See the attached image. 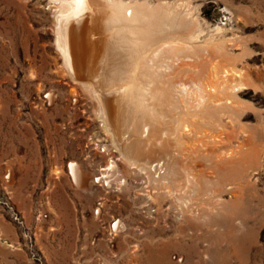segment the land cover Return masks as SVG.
<instances>
[{"label": "rangeland", "instance_id": "obj_1", "mask_svg": "<svg viewBox=\"0 0 264 264\" xmlns=\"http://www.w3.org/2000/svg\"><path fill=\"white\" fill-rule=\"evenodd\" d=\"M127 1L154 5L161 35L176 32L185 40L196 31L199 50L197 62L181 58L164 69L166 77L156 81L164 91L152 83L159 99L149 101L162 115L150 141L134 131L141 123L134 121L136 105L113 102L121 112L115 130L126 140L123 152L98 115L97 99L79 82L84 78L72 79L63 66L55 46L57 3L0 0V264H264V0ZM102 37L103 53L112 39ZM213 65L241 74L244 88L232 104H218L213 100L222 93L208 92ZM95 67L109 75L100 61ZM174 102L185 108L173 110ZM178 111L196 132L206 126L223 140L192 132L177 144L171 125ZM164 130L167 148L157 149ZM129 158L166 161L172 184L159 187L151 181L157 174ZM111 161L115 167L107 170ZM183 203L194 212L182 211Z\"/></svg>", "mask_w": 264, "mask_h": 264}, {"label": "bare ground", "instance_id": "obj_2", "mask_svg": "<svg viewBox=\"0 0 264 264\" xmlns=\"http://www.w3.org/2000/svg\"><path fill=\"white\" fill-rule=\"evenodd\" d=\"M54 1L57 3L56 4V13H55V24H56V26H55L56 27V29H55L56 30V36H55L56 37L55 38V41H56L55 44L56 45L55 46L57 47L56 49H58V52H60V54L62 56L63 64H64L63 66H65L66 71L70 74L72 79L74 78V79H76V81H79L78 79L84 78L82 81H79V82L83 85V88L85 87L97 99L98 105H99V114L98 115L101 117V119L103 121V125L107 128L106 130L111 131L116 136L115 138L117 139L118 143L116 141H114V142L117 143V145H119L118 149L123 150V152L125 151V149L127 151V148H126L127 144L124 143V142H126V140H125L126 138L124 139L125 140L124 142L120 141L121 139L119 140V137L117 135L118 132H117V130H115V121L117 120V117L120 116L121 112H120V109L117 110V108L114 107L113 102H117L118 105H120L119 103H133L136 105V109L139 113H138V115H136L134 121H137L138 119H140L141 123L136 125V128L134 131H136V133H138L139 135H142L143 137L148 138L150 136L149 134H150V130H151L152 125L158 124V121L161 120L160 115H162L161 114L162 111L159 112V110L157 109L158 106L156 107L157 104L155 105L154 102L152 104L149 101V99H151V101L157 100V98L159 96L157 90L154 91V90H152L153 88L151 89L152 83H155L156 81H158V78H161V76H163L164 69L166 70V68H168L170 65L172 66L171 63H173L177 60H180L181 58H184V59L188 58L190 60L188 62H191V64L197 62L198 58H196L197 57L196 54L198 53V51L196 53L195 48H197L198 46L195 47L196 46L195 43H196L197 36H199V35L198 34L196 35V31L190 32L187 35V38L185 40L181 37V34H179L180 37L178 35L175 36L174 34L176 32L175 33H169V34L164 33L161 35V31H164L165 29L162 30V29L157 28L158 27V24H157L158 13L156 12V8L154 7V5H151V3L149 1H145V2H140V1L134 2V1H127V0H54ZM174 3H172V4L174 5ZM167 4L169 5L170 3L167 2ZM175 8H177V5L175 6ZM161 10H162V8H161ZM178 24L179 23H177V25ZM182 24H184V23H182ZM103 34H107V35L109 34L112 41L109 42L110 47H108L109 45L106 46L108 43L104 45L105 46L104 47L105 52L102 53V52H100L101 48H100V46H98V43L99 42L102 43V41H103L102 35ZM169 35H172V36H169ZM197 44H199V43L197 42ZM206 45H207V43L205 44V46ZM208 47H209V45H208ZM199 48H200V46H199ZM100 53H102V54H100ZM199 54H200V52H199ZM97 56H100V58H99L100 60H98ZM96 61H100L103 64V66H105L109 69V75H104V74H101L100 72L97 73V70L99 68L97 70L95 69L96 68L95 67ZM181 61H182V59H181ZM213 66H214L213 70H211V68H210L209 70H211V73L208 74L210 82L206 84L207 88L209 89L208 92L212 93L213 97H214L213 93H218V92L222 93L223 97L219 98V99L214 98L215 99V100H213L214 102H216L218 104H222V105L232 104L233 101H235L234 98L237 96L236 92L239 91L240 89L244 88V84L239 79L241 74L238 73L237 71H235V69H233V68L227 69V66H225V68H223L224 66H222L221 68L218 65L216 67H215V65H213ZM101 67H102V65H101ZM101 72H102V70H101ZM165 72H167V70ZM105 74H106V72H105ZM206 75L207 74H205V76ZM106 76H108V77H106ZM105 78L109 79V82L105 83V81L103 80ZM167 80L165 81L166 83H167ZM163 81H161V82H163ZM196 81H198V80H196ZM205 81H206V78H205ZM207 82H208V80H207ZM158 83H160V82H158ZM166 83H164V84L166 85ZM172 83H173V81H172ZM161 85H162V83H161ZM161 85L158 84L156 86L157 89H158V86H160L159 89L163 90V88H161ZM182 85H184V84H182ZM185 85H186V83H185ZM166 86L168 88V84ZM178 86H180V85H178ZM202 86H204V85H202ZM177 87H175V88H177ZM170 88H168V89L170 90ZM189 89H191V88L189 87ZM169 90H168V92H169ZM177 90H180V89H177ZM177 90H175V91H177ZM184 90H182V91L185 93L186 91H184ZM172 91L174 92V90H172ZM188 91L189 90L187 89V92ZM168 92L165 95H167ZM173 92L171 93V91H170V94H174ZM180 92L178 93V95L181 94ZM184 93L182 95H184ZM190 93L192 96V91ZM186 94L187 93H185V95ZM205 94H207V96H208L209 93H205ZM161 95H162V93H161ZM175 95H177V93ZM185 95H184V97H185ZM189 95L187 94L186 99ZM196 95H198V94H196ZM198 96H200V95H198ZM174 97H176V96H174ZM195 97H193V98H195ZM203 97H204V95H203ZM164 98L165 97H163V99ZM181 99H183V97ZM181 99H178V100L180 101ZM191 99L192 98H190L189 100H191ZM174 100L176 101V98ZM162 101H164V100H162ZM162 101H161V104L163 103V105H164V103L165 104L167 103V102H162ZM171 101H172V99H171ZM197 101H199L198 98L196 99V102ZM205 101L202 102L200 105L205 103ZM214 102H212V103L214 104ZM181 103H183V101ZM168 104L170 105V103H168ZM174 104H175V102H174ZM178 104H175L174 107H171V108L173 110H179V109H181V107L185 108V105H183L184 106L183 107L181 105L178 106ZM169 105L167 106L168 108H170ZM189 106L191 107V105H188V107ZM215 106L218 107L217 105H215ZM192 107L194 109V106H192ZM198 107H199V105H198ZM219 107H220V105H219ZM127 108H126V110H127ZM172 109H171V112H172ZM185 110L186 109H184V111ZM140 111H144L145 113H140ZM188 111H191V110L188 109ZM195 112H197V111H194V113ZM130 113H131V111H130ZM135 113H136V111H135ZM146 113H147V115H149V118L146 116L148 119H146V117H145ZM176 113H177V115L175 114V116L173 117V118H175L173 121L174 124L171 122L172 123L171 127H173V125H174V129H173V131H171V135L175 138L174 140H176L177 144H179V145L182 144V141L185 137H189V135L193 136L194 134L200 135L201 138H209V139L211 138V139H213L212 141L214 143H216L218 140L220 142V140H221L220 136H222V135L216 134L214 132V130H212L211 128L208 130H205V128H206L205 124H204L205 127L202 131L196 132L195 128H194L195 124L193 123V121L191 119L184 118V116L187 113L182 112V111L180 113H179V111ZM194 113H191V115L194 116ZM225 113L226 112H224L223 114H225ZM164 115L161 117L164 118ZM198 116H199V114H198ZM166 117H168V115L165 116V118ZM189 118H191L190 115H189ZM122 119H123V117H122ZM194 119H196V118H194ZM201 119H203V117H201ZM203 121H205V120L203 119ZM215 121H217V120H215ZM212 122H214V121L212 120ZM211 124H214V123H211ZM218 125H220V124H218ZM223 126H225V125H223ZM168 129L170 130L169 127H168ZM222 131H223V128H222ZM167 132L169 133V131H167ZM167 132L164 130V136L162 138L160 137L159 139H157L155 141V143H153V145H155L157 147V149L167 148V142H166L167 138L163 139L166 135H168ZM192 132L194 134H190ZM161 133H163V132H161ZM153 136H155V135H153ZM116 139H114V140H116ZM149 141H150V139H149ZM188 141H190V140H188ZM192 141H193V139H192ZM168 143H170V141ZM205 143H207V142H205ZM240 143H242V142H240ZM236 147H238V146H236ZM232 148H234V147L232 146ZM192 149H194V148H192ZM203 149H204V147H203ZM183 150H186V148ZM234 150L233 151L228 150V151L231 154L234 152ZM193 151H195V150H193ZM235 151H237V150H235ZM238 151L240 152V150H238ZM188 152H189V150H188ZM196 152H197V149H196ZM225 152H226L225 155H227V150ZM193 153H195V152H193ZM210 153H212V150ZM222 154L220 153L221 156H222ZM237 154H239V153L237 152L235 157H237ZM228 158H231V157H228ZM217 159H220V158H217ZM129 160L131 161L132 165H135V166H140L142 163H145L141 167V169L142 168L143 169L149 168L150 170H152L153 174H157V176L155 175L157 178L153 177L151 179V181L155 182V184L158 183V185H159V183L161 182L163 185L166 184L167 187H169L172 184V182L169 180V178L170 179L173 178L172 176L174 174V169L172 167H170L169 165L167 167L166 161H161L162 159H157V161H155L151 164V162H149V160H147L145 162H140L139 160L133 159V158H129ZM77 165L78 164H76L75 162H71L70 171H71L72 176L75 178V180L76 179L80 180V178H79L80 174L78 173L79 167H77ZM114 167H115L114 161H111L110 163L107 164L106 169L111 170ZM167 168H168V171H166ZM102 175H103V173H102ZM8 177H9V175H8ZM194 181H195V177H194ZM105 182H106V180H105ZM99 183H100V181H99ZM76 184L79 185V183H76ZM159 187H160V185H159ZM167 187H165V188H167ZM224 191H226V190H224ZM167 192L170 195H176L174 197L177 198L178 200H181L182 202H183V199H186V197L181 196L182 190L178 191V189L173 190L172 188H170ZM177 193H178V195H177ZM186 193L188 194L189 191H187ZM222 193H223V191H220L219 195L217 196L218 198L216 201H220L222 199V196H223ZM177 202H179V201H177ZM179 204L182 205V203H179ZM183 204H185V207L182 209V211H184V212L185 211L186 212H190V211L192 212L193 211L192 206H190L186 203H183ZM231 223H233V220L231 221ZM119 224L120 223L118 222V225ZM196 236H197V232L193 233L191 237L194 238Z\"/></svg>", "mask_w": 264, "mask_h": 264}]
</instances>
